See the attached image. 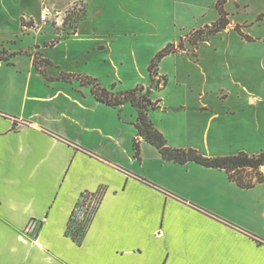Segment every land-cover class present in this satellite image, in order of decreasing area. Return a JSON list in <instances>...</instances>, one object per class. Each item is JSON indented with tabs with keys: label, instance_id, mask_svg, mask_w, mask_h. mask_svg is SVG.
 Wrapping results in <instances>:
<instances>
[{
	"label": "crops",
	"instance_id": "0c3cea01",
	"mask_svg": "<svg viewBox=\"0 0 264 264\" xmlns=\"http://www.w3.org/2000/svg\"><path fill=\"white\" fill-rule=\"evenodd\" d=\"M20 55L13 65L0 62V73L15 68L0 76V264H264V194L255 190L264 183L242 189L221 169L165 161L143 138L138 161V113L130 103H101L77 79L49 81L31 59L25 71L15 61ZM126 108L129 165L121 159ZM219 119L209 117L198 147L212 157L227 156L212 151ZM171 124L174 130L154 123L170 147L190 148L185 128ZM102 188L79 245L66 234L70 217L83 193ZM192 203L202 214L183 205Z\"/></svg>",
	"mask_w": 264,
	"mask_h": 264
},
{
	"label": "rangeland",
	"instance_id": "374dc122",
	"mask_svg": "<svg viewBox=\"0 0 264 264\" xmlns=\"http://www.w3.org/2000/svg\"><path fill=\"white\" fill-rule=\"evenodd\" d=\"M89 1L87 10L86 0H0V52L21 53L15 61L25 71L35 56L45 65L41 53L52 61L46 65L49 74L96 78L113 97L141 87L138 96L163 97L154 123L163 121L170 130L171 122L180 123L187 131L184 143L207 157L212 156L198 147L213 114L220 116L213 125L219 146L213 152H264V0H228L229 24L217 33L210 30L220 17L218 0ZM45 8L52 15L42 22ZM57 11L64 18L60 26L54 21ZM169 45L173 53L159 62L153 81L148 68ZM14 69L5 66L0 76L9 77ZM181 104L186 108H177ZM202 105L208 110H200ZM129 111L121 113L126 120L121 159L127 165L132 158ZM255 190L264 194V187ZM93 204L95 199H88L81 212H90ZM183 205L202 214L194 203ZM188 221L197 220L189 215Z\"/></svg>",
	"mask_w": 264,
	"mask_h": 264
},
{
	"label": "trees",
	"instance_id": "16d2710c",
	"mask_svg": "<svg viewBox=\"0 0 264 264\" xmlns=\"http://www.w3.org/2000/svg\"><path fill=\"white\" fill-rule=\"evenodd\" d=\"M227 1L228 0L217 1V9L220 17L213 25L212 30H210L211 33H217L228 26V13L224 9V5ZM172 46L173 45H169L162 49L153 58L152 63L148 68L153 81L159 77L157 75L159 62H161L166 56L173 53V49L171 48ZM19 54L21 53L9 54L5 49H3L0 52V62H6L9 65H13L11 63V58ZM40 55L42 57L41 61L45 65L41 64L37 60L36 56L33 59V63L49 81L62 80L65 82H71L72 79L76 78L80 81L82 86L91 87V92L97 101L111 107H119L125 103H130L137 109V120L134 123V126L137 129V135L133 143V149L134 157L138 161L142 160L140 140L143 138L159 150L165 161L182 165L194 162L207 168L221 169L227 173L231 182H234L242 189H252L257 185L264 183V152L252 155L246 152H240L231 156L207 157L194 148H172L168 145V141L164 134L155 127L154 123L149 118V111H155L161 107V99L152 101L146 96H138L137 92L142 90L143 87L122 92L120 97H113L106 88L101 86L96 78H91L89 76L62 73L58 78L48 77L46 74V65H52V61L44 58L41 53ZM156 84L157 87H160L161 82L157 81ZM164 85H167L166 81L164 82ZM104 193V188L98 190L97 192L83 193L81 200L77 203L70 217L66 232V234L71 236L77 244H82L94 216L102 203ZM88 199H95V204L91 206L90 212H84V220H80L79 214H81V208L83 207L84 202Z\"/></svg>",
	"mask_w": 264,
	"mask_h": 264
},
{
	"label": "built area",
	"instance_id": "2783aa9c",
	"mask_svg": "<svg viewBox=\"0 0 264 264\" xmlns=\"http://www.w3.org/2000/svg\"><path fill=\"white\" fill-rule=\"evenodd\" d=\"M51 15H52V12H51L49 9L45 8V9L43 10L41 16H40V20H41L42 22H46V21H48V19H49V17H50ZM53 15L55 16L54 21L56 22V25L60 26V25H62V24L64 23V18H63V16H62V12H61V11H57V12L54 13ZM28 21H30V20H28ZM23 28H24V29H29V28H30V27H29V24L24 25ZM32 28H33V27H32ZM79 215H80V216H79V219H80V220H84V212H81V214H79Z\"/></svg>",
	"mask_w": 264,
	"mask_h": 264
}]
</instances>
